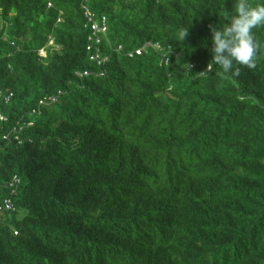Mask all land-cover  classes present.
Instances as JSON below:
<instances>
[{"label":"trees","instance_id":"1","mask_svg":"<svg viewBox=\"0 0 264 264\" xmlns=\"http://www.w3.org/2000/svg\"><path fill=\"white\" fill-rule=\"evenodd\" d=\"M237 2L0 0V264H264V27L208 69Z\"/></svg>","mask_w":264,"mask_h":264},{"label":"clouds","instance_id":"2","mask_svg":"<svg viewBox=\"0 0 264 264\" xmlns=\"http://www.w3.org/2000/svg\"><path fill=\"white\" fill-rule=\"evenodd\" d=\"M224 21L222 25L210 26L211 61L208 69L219 66L224 74L238 76L241 66L248 69L256 67L257 55L262 45L256 41L254 29L264 27V0L255 5L249 0H238L234 13L225 17ZM186 35L185 28L179 31L177 39L182 41ZM76 73L85 76L82 75L83 72Z\"/></svg>","mask_w":264,"mask_h":264},{"label":"built area","instance_id":"3","mask_svg":"<svg viewBox=\"0 0 264 264\" xmlns=\"http://www.w3.org/2000/svg\"><path fill=\"white\" fill-rule=\"evenodd\" d=\"M47 6H51V2L47 3ZM82 8H83V13L87 19V22L90 24V30L87 36V43L85 46L86 52H87V57L89 58V60L94 61L96 63V65H102L104 64V62L106 61L107 57L104 56H100V52L98 49V44L102 41V38H105L106 35V31H107V26H106V18L104 16L100 17V21L95 20V18H93V12H91L88 7L84 4H82ZM57 21H59V18L57 19ZM52 41H49V44ZM120 47H118L119 49ZM148 48H151L153 50L158 51L160 49V45L156 42H152L150 40H147L143 43V45H141L140 47L135 49V54L139 55L142 52H146V50ZM129 56H132V53L128 54ZM79 76H81L80 73H76ZM88 72L87 71H83L82 75H87ZM102 73H99V75H101ZM59 94V91H58ZM9 95H11L9 93ZM9 95H6L2 92H0V99H4L5 101H7ZM55 96H48L47 98H43L41 100H39V103H43L45 100H48L49 102H53L55 101ZM4 117L2 115H0V120H3ZM31 124V123H29ZM18 125V123L16 124ZM22 127H18L17 129H13V132H16L18 130H21ZM4 138H7V135H4ZM14 138L16 139V135H14ZM3 205L6 209L12 208V203L10 201V199H5L3 201Z\"/></svg>","mask_w":264,"mask_h":264}]
</instances>
